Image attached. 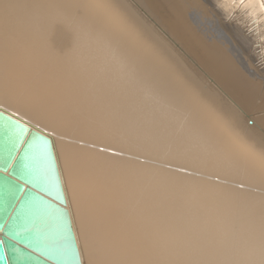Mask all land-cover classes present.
Here are the masks:
<instances>
[{
	"label": "bare ground",
	"instance_id": "6f19581e",
	"mask_svg": "<svg viewBox=\"0 0 264 264\" xmlns=\"http://www.w3.org/2000/svg\"><path fill=\"white\" fill-rule=\"evenodd\" d=\"M237 1L0 0V109L51 141L57 178L35 137L28 181L65 200L42 218L43 199L25 206L17 232L35 229L36 255L264 264V141L204 89L209 79L235 101L256 98L230 56L244 50L221 24ZM251 9L264 48L259 2Z\"/></svg>",
	"mask_w": 264,
	"mask_h": 264
},
{
	"label": "water",
	"instance_id": "95a60500",
	"mask_svg": "<svg viewBox=\"0 0 264 264\" xmlns=\"http://www.w3.org/2000/svg\"><path fill=\"white\" fill-rule=\"evenodd\" d=\"M35 137L46 142L53 159V169L57 178V164L51 141L31 130L26 123L0 109V264H15L14 259L18 252L23 253V258L19 259L17 264H39L34 258L45 264H57L51 258L42 255L44 259L36 255L40 252L32 246L34 241L40 247H44V245L33 227L21 235H18L20 231L17 232L23 225V212L31 199L38 197L49 205L41 218L57 210V202L65 203L64 199L59 200L57 196H50L28 181L29 172L26 167L25 156L30 142ZM52 237L53 235L49 239ZM27 254L33 258L30 259Z\"/></svg>",
	"mask_w": 264,
	"mask_h": 264
},
{
	"label": "rangeland",
	"instance_id": "374dc122",
	"mask_svg": "<svg viewBox=\"0 0 264 264\" xmlns=\"http://www.w3.org/2000/svg\"><path fill=\"white\" fill-rule=\"evenodd\" d=\"M255 2L256 3L259 2L260 9H261L260 13L262 12L261 14L264 16V13H263L264 12V2H261V0H240V1H237V9L235 10L236 14L234 13V14H231V16H230V19L234 18V16H235V22H237L239 24H233L232 25L230 23V25H229L230 19H227L225 23H221V24L225 25V27L231 33L235 34V35H233L234 39L238 42L239 46H241L242 51L244 50L243 52L245 53V55H244L245 57L241 56V54H238V55L233 54L230 56H232L231 59L234 62L235 67L238 69L239 74L243 75L246 78L244 80H246L248 83H251V84H255V85L257 84L258 88H257V92H256V98H254L250 102H245V101L242 102L240 100L235 101L234 97H232L231 95L229 96L228 94L224 93L225 88H220V87L218 88V86H216L209 79H208L209 85H206L207 87L204 89L207 93L213 94L215 96V98L218 102L219 108H221L222 111H224V113L226 115H231L232 116L231 118H233V120L236 119L235 121L238 123L237 125L241 131H243L246 134L251 135V137L253 136V138L257 137V139L264 141V136L261 134V132L264 131V60H263L264 48L259 42L256 43V41H260V39L257 40V38L259 37L258 36L259 32L256 30H257L258 26L261 24L260 23L261 20H258L256 18L253 19V17H252L253 15L251 13L252 12L251 7L253 8L256 5ZM234 5H235V3H234ZM247 5L249 6V10H248ZM208 15L212 16L211 14H208ZM215 16H212V17L216 20V22L218 24L220 22V17L217 14ZM263 19H264V17H263ZM243 20H244V22H243ZM245 20H247V21H245ZM240 25H241V27H239ZM245 30H246V32H244ZM244 33H245V36H244ZM252 33L254 36L252 35ZM244 37H246L248 40ZM253 37H254V39H253ZM239 39H241L243 41L241 42V40H239ZM250 40H251V42H250ZM252 41H254V42H252ZM245 42H246V44H244ZM252 43L254 46H252ZM245 45H247L248 48ZM257 47H259V48H257ZM259 49H261V50H259ZM255 52H257V53L255 54ZM259 54L261 55V58H259L260 57ZM187 59L190 60L189 58H187ZM242 59H245V61H248V65L251 63L253 64V65L252 64L249 65V67L252 69V71H254V73L249 72L250 70L247 67L245 69V66H243V64H242ZM243 67H244V69H243ZM249 86H250V84H249ZM228 98L230 101H228ZM239 105H241V107ZM241 110H243V111H241ZM225 111H227V112H225ZM243 128H244V130H243ZM257 132L261 135L260 136L258 134L256 135Z\"/></svg>",
	"mask_w": 264,
	"mask_h": 264
}]
</instances>
